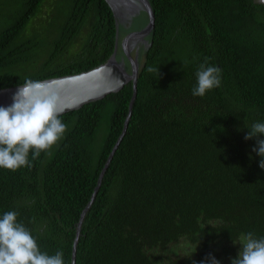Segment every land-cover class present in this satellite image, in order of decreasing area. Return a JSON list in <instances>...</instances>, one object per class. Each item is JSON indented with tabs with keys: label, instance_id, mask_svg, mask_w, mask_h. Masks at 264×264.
Here are the masks:
<instances>
[{
	"label": "trees",
	"instance_id": "obj_1",
	"mask_svg": "<svg viewBox=\"0 0 264 264\" xmlns=\"http://www.w3.org/2000/svg\"><path fill=\"white\" fill-rule=\"evenodd\" d=\"M15 1H1L0 89L88 71L114 52L106 0ZM150 1L153 45L128 131L83 223L76 264H209V254L231 264L241 234L264 237L262 157L253 151L257 138L245 139L264 123V5ZM37 23L49 24L38 29L45 45L29 32ZM205 58L221 69V84L193 96ZM132 96L131 82L61 115L63 137L35 160L30 152L31 167L0 168V217L16 211L41 252L62 250L64 264H72L78 222Z\"/></svg>",
	"mask_w": 264,
	"mask_h": 264
},
{
	"label": "clouds",
	"instance_id": "obj_2",
	"mask_svg": "<svg viewBox=\"0 0 264 264\" xmlns=\"http://www.w3.org/2000/svg\"><path fill=\"white\" fill-rule=\"evenodd\" d=\"M197 85L193 96L203 97L207 91L221 84V69L208 65V58L196 72ZM13 103L0 107V168L15 171L31 167L32 159L49 151L63 137L67 125L59 118L64 109L57 89L50 82L26 79L12 97ZM264 123H255L245 136L256 139L253 151L262 159L264 169ZM18 213L8 211L0 217V264H64L63 251L54 255L41 252L23 223L17 222ZM235 243V242H234ZM238 256L231 264H264V237L256 238L253 232L241 234ZM209 264H219L214 256L207 257ZM203 264V262H201Z\"/></svg>",
	"mask_w": 264,
	"mask_h": 264
},
{
	"label": "water",
	"instance_id": "obj_3",
	"mask_svg": "<svg viewBox=\"0 0 264 264\" xmlns=\"http://www.w3.org/2000/svg\"><path fill=\"white\" fill-rule=\"evenodd\" d=\"M106 2L114 14L116 24L115 49L110 58L88 71L41 80L50 82L58 90L61 106L64 109L62 115L103 100L108 95L120 92L129 83H133V96L123 132L110 153L90 202L83 210L78 222L72 264H76L78 244L85 218L96 200L104 175L128 131L138 96L139 75L144 67V58L153 45L156 28V15L150 0H106ZM255 3L264 5V0H257ZM19 86L0 89V107H7L13 103L12 97Z\"/></svg>",
	"mask_w": 264,
	"mask_h": 264
},
{
	"label": "rangeland",
	"instance_id": "obj_4",
	"mask_svg": "<svg viewBox=\"0 0 264 264\" xmlns=\"http://www.w3.org/2000/svg\"><path fill=\"white\" fill-rule=\"evenodd\" d=\"M1 1H4L5 3H7V4H9V3H15L16 1L15 0H0V12L2 11V10H4L5 9V7H3L2 5H1ZM59 1H61V0H59ZM38 24V23H37ZM37 24H36V26H37ZM39 26H37L38 28H37V31L36 32H33V27H36V26H34V25H32L30 28H29V32L31 33V35H33V36H35L37 39H39V40H42V42H43V45H45V44H47L48 42H49V37H45L44 35H42L41 34V32H39L38 31V29L39 28H41L42 29V33L43 32H46V31H48V29H47V27L49 26V24L48 23H39L38 24ZM53 29V28H52ZM52 29H50L49 31H51ZM50 34V32H48L47 33V36ZM104 123V122H103ZM103 129V128H102ZM101 130V129H100ZM100 133H101V131H99ZM97 138H98V135H97ZM96 138V139H97Z\"/></svg>",
	"mask_w": 264,
	"mask_h": 264
},
{
	"label": "flooded vegetation",
	"instance_id": "obj_5",
	"mask_svg": "<svg viewBox=\"0 0 264 264\" xmlns=\"http://www.w3.org/2000/svg\"><path fill=\"white\" fill-rule=\"evenodd\" d=\"M254 2L257 1V0H253Z\"/></svg>",
	"mask_w": 264,
	"mask_h": 264
}]
</instances>
